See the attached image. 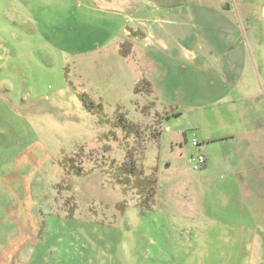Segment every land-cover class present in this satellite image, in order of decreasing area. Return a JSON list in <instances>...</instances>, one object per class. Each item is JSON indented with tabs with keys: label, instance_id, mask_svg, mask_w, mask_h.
I'll return each mask as SVG.
<instances>
[{
	"label": "rangeland",
	"instance_id": "obj_1",
	"mask_svg": "<svg viewBox=\"0 0 264 264\" xmlns=\"http://www.w3.org/2000/svg\"><path fill=\"white\" fill-rule=\"evenodd\" d=\"M115 6L0 0V264H264L263 180L191 167L194 114L134 83L136 52L115 49L134 5ZM225 7L264 41V0ZM130 163L155 180L146 210Z\"/></svg>",
	"mask_w": 264,
	"mask_h": 264
},
{
	"label": "crops",
	"instance_id": "obj_2",
	"mask_svg": "<svg viewBox=\"0 0 264 264\" xmlns=\"http://www.w3.org/2000/svg\"><path fill=\"white\" fill-rule=\"evenodd\" d=\"M114 2L116 16L134 5L115 45L136 52L134 83L142 75L177 117L194 114L205 172L216 169L225 185L232 175L241 185L263 180L264 193V41L249 33L248 14L224 8L227 0Z\"/></svg>",
	"mask_w": 264,
	"mask_h": 264
},
{
	"label": "trees",
	"instance_id": "obj_3",
	"mask_svg": "<svg viewBox=\"0 0 264 264\" xmlns=\"http://www.w3.org/2000/svg\"><path fill=\"white\" fill-rule=\"evenodd\" d=\"M147 85L150 86L148 83ZM79 100L86 111L90 112L91 114L97 115V117L100 120H102V118L104 117V113H103L102 105L100 103L98 104L94 103L86 94L79 95ZM119 123L121 125L123 124L122 128L124 130L131 129V127L128 124L124 123L123 117H119ZM126 165L120 167L119 170L117 169L116 172H120L123 176H125L128 182L130 178H134L132 179V188L136 189L137 191H140L139 194L141 196L144 194L145 198L141 203L140 207L146 210L149 208L153 200V196L155 193V180L152 181L151 179L148 178H142V176H140L133 163L129 164L130 167L128 169L123 168L126 167Z\"/></svg>",
	"mask_w": 264,
	"mask_h": 264
},
{
	"label": "built area",
	"instance_id": "obj_4",
	"mask_svg": "<svg viewBox=\"0 0 264 264\" xmlns=\"http://www.w3.org/2000/svg\"><path fill=\"white\" fill-rule=\"evenodd\" d=\"M198 144L199 143H197L196 141L191 142V145L194 147H198ZM205 162V157L201 153L188 160V163L191 165V167L198 171L205 165Z\"/></svg>",
	"mask_w": 264,
	"mask_h": 264
}]
</instances>
